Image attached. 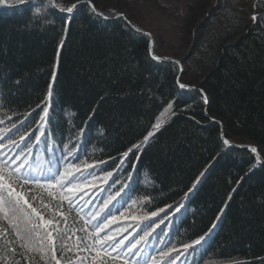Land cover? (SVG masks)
I'll return each instance as SVG.
<instances>
[{
  "label": "trees",
  "instance_id": "obj_1",
  "mask_svg": "<svg viewBox=\"0 0 264 264\" xmlns=\"http://www.w3.org/2000/svg\"><path fill=\"white\" fill-rule=\"evenodd\" d=\"M78 1L57 0L64 7ZM133 1L91 0L106 20L85 2L71 14L49 8L47 20L39 22L29 9L47 0L22 6L8 0L11 6H0V145L33 132L37 105L51 86V138L57 145L76 142L77 131L84 128L79 155L106 161L100 168L113 173L106 183L97 182L91 198L85 196L88 204L80 200L70 209L64 201L55 215L58 201L44 189L24 186L23 194L58 225L54 237L60 264H92L77 237L85 236V227L92 231L95 221L86 225L85 219L121 184L128 187L109 205L113 212L124 202L138 203L108 230H120L116 239L133 240L148 226L155 228L140 245L144 252L138 264L145 253L155 255L157 264H169L173 257L175 264H264V0H181L179 37L186 49L176 59L179 64L151 59L149 37L142 34L147 31L138 25ZM153 38L158 55V38ZM177 78L188 87L180 89ZM221 127L233 145L224 144ZM150 132L129 181L121 156ZM245 146L257 147L261 159ZM9 149L17 150L8 144L3 151ZM55 152L62 154L60 148ZM41 155L52 159L34 150V157ZM135 155L133 148L128 159ZM146 196L151 203L141 205ZM153 210L159 215L132 219ZM13 231L0 216V264H47L46 258L21 248ZM200 237V245L184 248ZM169 246L179 251L158 254Z\"/></svg>",
  "mask_w": 264,
  "mask_h": 264
},
{
  "label": "snow or ice",
  "instance_id": "obj_2",
  "mask_svg": "<svg viewBox=\"0 0 264 264\" xmlns=\"http://www.w3.org/2000/svg\"><path fill=\"white\" fill-rule=\"evenodd\" d=\"M25 3L31 4L32 0H14L15 5H24ZM88 3L92 12L103 17L105 20L108 19L103 13L96 12L95 6L91 5V0H88ZM0 6L11 5H8V0H0ZM76 7L77 4L64 7L57 0H47L42 6H33L29 10L33 11V15L39 22L41 17L47 20L49 8L71 14ZM121 16L122 14H118L117 18ZM252 19L256 21L257 18L253 16ZM48 22L51 23L52 21ZM66 23H70V20L66 21ZM134 30L138 33L141 32L138 28H134ZM142 34L149 37V55L152 60L158 63L179 64L178 61H172L169 58L156 55L153 51L154 41H152L150 33ZM16 83L19 84L20 81H16ZM177 84L180 89L188 87L181 83L179 78H177ZM188 90L191 91L192 89ZM199 91L202 92V90ZM51 98L52 90L50 86L46 99L42 104L37 105L40 109L37 113L38 121L35 129L32 133L28 134V137L22 135L20 142L9 139L7 144L0 145V216L11 225V228L14 230V238L22 242L20 244L21 248L37 253L42 258H46L47 264H52V262L60 264V260L56 256V240L54 237V232L58 229V225L54 224L53 219H45L44 215L33 207V204L25 197L22 189L24 186L29 185L44 189L51 200L58 201V204L52 208L53 215H55L60 204L64 201H67L70 209L78 204L80 200H84V203L88 204L89 200H85V196L91 198L92 191L99 186L97 182L106 183L113 173L100 168V165L107 163L106 161H89L87 156L79 155L80 144L78 142L84 133V128H80L77 131L76 142L70 140L69 143L61 142L57 145L55 140L51 138L48 131ZM203 98L207 102V96L204 95ZM169 108H171V104H169ZM159 127L160 123L157 122L155 128L158 130ZM152 135L153 133L150 132L140 144L133 145V148L137 151V155L132 159H128V156L133 151V148L128 149L122 154L119 164L121 167H129V175L127 177L129 181L132 180V173L135 171L136 162L139 160L138 153L143 150V146L147 144L149 137ZM0 139L3 138L0 137ZM8 144L13 145L17 150L12 151V149H9L8 152H4L3 148L8 147ZM224 144L229 145V141L224 139ZM56 148H60L62 151L59 157L56 156ZM34 150L40 153H50L52 159L47 160L43 155L36 158L33 156ZM250 151L257 153L255 147H252ZM257 159L259 160L258 155ZM37 160L39 161V165L47 163L49 167L44 170L41 166L37 165ZM125 161L127 164H125ZM98 168L102 175L97 173L96 169ZM127 187L128 184H121L120 189L102 201L99 211L91 212L89 214L90 219H85L86 225L92 224L95 221L92 231L90 232L87 227L81 229L85 233V236L83 238L77 237V240L78 242L81 240L84 242L82 250L90 253L92 264H109V260L111 264H130V261L131 264H138V260L140 259L139 253L144 252V247H140V245L142 242L146 244L148 237L155 231V228L148 226L138 238L129 240L128 237H124L123 239L115 238V233L120 231L119 229L108 230L113 222L120 221L128 208L138 203L137 200H132L131 204L124 202L121 208L116 209L115 212L109 207L116 200V197L120 196L121 191ZM41 203L43 204L42 200ZM139 203L141 205L150 204L151 197L146 196ZM44 207L48 208L49 205L45 204ZM83 207L84 205H81V209ZM181 207H183L182 204L178 205L174 211L179 212ZM106 209L107 211H105ZM140 211L143 212L142 206ZM159 211L164 210L160 209ZM101 213H103V216L98 219V217H101ZM158 215L159 212L153 210L144 213L143 216H133L132 219H151ZM33 217L36 219H33ZM162 221L163 217H161V221L157 222L155 226L159 227ZM212 227L215 228V224ZM202 240H204V237L195 240L193 244L184 245V248H194V245H200ZM125 241H128V243L126 244ZM11 251L15 253L16 249L12 248ZM171 251H179V249L169 246L167 249L158 250V254L160 256H169ZM130 253L132 254L131 256H129ZM176 259V257H173L169 264H175ZM142 264H157L156 256L145 253L142 258Z\"/></svg>",
  "mask_w": 264,
  "mask_h": 264
},
{
  "label": "rangeland",
  "instance_id": "obj_3",
  "mask_svg": "<svg viewBox=\"0 0 264 264\" xmlns=\"http://www.w3.org/2000/svg\"><path fill=\"white\" fill-rule=\"evenodd\" d=\"M130 2L131 0H127ZM181 0H134L138 25L158 38L157 54L160 57L178 59L185 53L180 42ZM178 3V4H177ZM154 40V38H153ZM154 50V46H153ZM162 122V121H161Z\"/></svg>",
  "mask_w": 264,
  "mask_h": 264
},
{
  "label": "water",
  "instance_id": "obj_4",
  "mask_svg": "<svg viewBox=\"0 0 264 264\" xmlns=\"http://www.w3.org/2000/svg\"><path fill=\"white\" fill-rule=\"evenodd\" d=\"M33 1H35V0H32V2ZM83 2H85V3H88V1H85V0H81V1H78V2H76L75 4H80V3H83ZM25 4H28V3H25ZM24 4V5H25ZM89 4V3H88ZM9 5V4H8ZM16 6H22V5H16ZM75 10V9H74ZM122 18H124V16L122 15L121 16ZM129 23V22H128ZM130 26H131V24H130ZM151 39H152V41H154L153 40V37L151 36ZM154 51V50H153ZM166 58H169L170 60H172V61H178V60H176V59H174V58H171V57H166ZM203 93V95H205V93L204 92H202ZM221 135H222V140H223V142H224V139H226L225 138V136H224V134H223V129H222V127H221ZM229 145H233V144H231L230 142H229ZM253 146H245L244 148L245 149H247V150H250L251 148H252ZM256 149H257V153H254V154H256V155H258L259 157H260V159H261V155H260V153L258 152V148L257 147H255Z\"/></svg>",
  "mask_w": 264,
  "mask_h": 264
}]
</instances>
